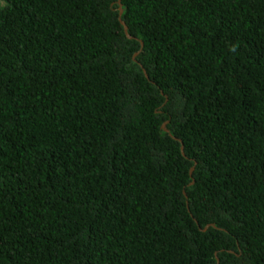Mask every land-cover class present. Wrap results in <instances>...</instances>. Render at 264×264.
Wrapping results in <instances>:
<instances>
[{"label": "trees", "instance_id": "16d2710c", "mask_svg": "<svg viewBox=\"0 0 264 264\" xmlns=\"http://www.w3.org/2000/svg\"><path fill=\"white\" fill-rule=\"evenodd\" d=\"M217 259L264 264V0H0V264Z\"/></svg>", "mask_w": 264, "mask_h": 264}, {"label": "water", "instance_id": "95a60500", "mask_svg": "<svg viewBox=\"0 0 264 264\" xmlns=\"http://www.w3.org/2000/svg\"><path fill=\"white\" fill-rule=\"evenodd\" d=\"M118 3H119V5H120V0H118ZM120 16H121V10L119 11V21H120V23L123 25V27H124V32L126 33V36L128 37V38H132L129 34H128V29H127V26H126V24L124 23V21H122V19L120 18ZM141 45H143V43L141 42ZM138 55V52L134 55V60H135V57ZM146 77H147V75H146ZM162 129L165 131V132H168V130L166 129V127H165V123L162 125ZM181 151L183 152V147L181 146ZM192 171H193V167L190 169V175L192 174ZM209 227V225H207L203 230H205V229H207ZM217 264H219L218 263V259H217Z\"/></svg>", "mask_w": 264, "mask_h": 264}]
</instances>
